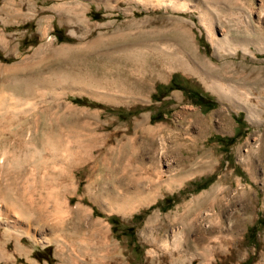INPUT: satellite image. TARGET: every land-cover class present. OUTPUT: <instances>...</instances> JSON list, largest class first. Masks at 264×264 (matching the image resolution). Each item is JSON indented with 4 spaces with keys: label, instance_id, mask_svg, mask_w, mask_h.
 <instances>
[{
    "label": "rangeland",
    "instance_id": "374dc122",
    "mask_svg": "<svg viewBox=\"0 0 264 264\" xmlns=\"http://www.w3.org/2000/svg\"><path fill=\"white\" fill-rule=\"evenodd\" d=\"M17 237L44 264H264V0H0Z\"/></svg>",
    "mask_w": 264,
    "mask_h": 264
},
{
    "label": "crops",
    "instance_id": "0c3cea01",
    "mask_svg": "<svg viewBox=\"0 0 264 264\" xmlns=\"http://www.w3.org/2000/svg\"><path fill=\"white\" fill-rule=\"evenodd\" d=\"M22 237L14 238V250L12 254H8L3 250V246L0 249V262L4 264H44L37 258L32 257L33 248L22 242ZM53 264H69L64 263L58 254H53Z\"/></svg>",
    "mask_w": 264,
    "mask_h": 264
},
{
    "label": "bare ground",
    "instance_id": "6f19581e",
    "mask_svg": "<svg viewBox=\"0 0 264 264\" xmlns=\"http://www.w3.org/2000/svg\"><path fill=\"white\" fill-rule=\"evenodd\" d=\"M81 18H83V17H81ZM261 37V36H260ZM263 37V36H262ZM261 37V38H262ZM79 81V80H78ZM29 90H27V92H28ZM30 92V91H29ZM48 126V125H47ZM74 143H75V141H74ZM90 144V143H89ZM77 145H78V143H77ZM76 146V145H75ZM78 147V146H77ZM91 147V148H90ZM66 148V147H65ZM72 148H73V146H72ZM76 148V147H75ZM75 148H73L74 150H75ZM70 149H71V147H70ZM73 149H71V150H73ZM90 149H91V151H92V153H93V146H92V144H90L89 145V147L87 148V149H85V153H86V157H80V156H77L76 157V155H75V157H73V159H72V162L73 163H75L76 165H78V164H80V163H85L86 161H88L92 156L90 155V153H89V151H90ZM76 151V150H75ZM71 153V152H70ZM75 153V152H74ZM77 153V152H76ZM74 156V155H73ZM66 159V158H65ZM68 159V158H67ZM69 160V159H68ZM74 164V165H75ZM88 164V163H87ZM83 167V166H82ZM214 190H216V189H214ZM251 191L247 188V189H245V193L246 194H248V193H250ZM250 209V206H248L247 205V210H249Z\"/></svg>",
    "mask_w": 264,
    "mask_h": 264
}]
</instances>
